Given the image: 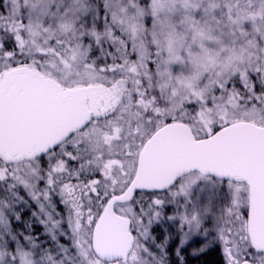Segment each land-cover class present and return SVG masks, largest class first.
I'll use <instances>...</instances> for the list:
<instances>
[{"label": "snow or ice", "instance_id": "6c2138e0", "mask_svg": "<svg viewBox=\"0 0 264 264\" xmlns=\"http://www.w3.org/2000/svg\"><path fill=\"white\" fill-rule=\"evenodd\" d=\"M216 246L264 264V0H0V264Z\"/></svg>", "mask_w": 264, "mask_h": 264}, {"label": "trees", "instance_id": "16d2710c", "mask_svg": "<svg viewBox=\"0 0 264 264\" xmlns=\"http://www.w3.org/2000/svg\"><path fill=\"white\" fill-rule=\"evenodd\" d=\"M188 264H224V259L219 248L210 249L198 259L186 254Z\"/></svg>", "mask_w": 264, "mask_h": 264}, {"label": "water", "instance_id": "95a60500", "mask_svg": "<svg viewBox=\"0 0 264 264\" xmlns=\"http://www.w3.org/2000/svg\"><path fill=\"white\" fill-rule=\"evenodd\" d=\"M180 151H181V148L179 145H172V146L165 148L161 152L157 163L161 166H164L170 163L175 158L177 153H179ZM245 151L246 149L241 147L239 149L234 150V154L238 157H243ZM248 159H250V156L248 157Z\"/></svg>", "mask_w": 264, "mask_h": 264}, {"label": "rangeland", "instance_id": "374dc122", "mask_svg": "<svg viewBox=\"0 0 264 264\" xmlns=\"http://www.w3.org/2000/svg\"><path fill=\"white\" fill-rule=\"evenodd\" d=\"M214 248H219L220 249V247L219 246H216V247H214ZM214 248H210V249H214ZM209 249V250H210ZM221 250V249H220ZM221 254H222V250H221ZM222 256H223V254H222ZM223 259H224V257H223Z\"/></svg>", "mask_w": 264, "mask_h": 264}]
</instances>
